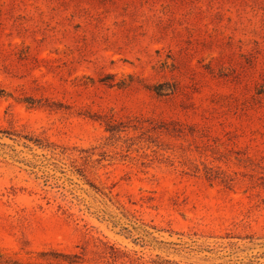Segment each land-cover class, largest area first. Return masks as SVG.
I'll list each match as a JSON object with an SVG mask.
<instances>
[{
    "label": "rangeland",
    "instance_id": "374dc122",
    "mask_svg": "<svg viewBox=\"0 0 264 264\" xmlns=\"http://www.w3.org/2000/svg\"><path fill=\"white\" fill-rule=\"evenodd\" d=\"M264 264V0H0V264Z\"/></svg>",
    "mask_w": 264,
    "mask_h": 264
},
{
    "label": "trees",
    "instance_id": "16d2710c",
    "mask_svg": "<svg viewBox=\"0 0 264 264\" xmlns=\"http://www.w3.org/2000/svg\"><path fill=\"white\" fill-rule=\"evenodd\" d=\"M60 264H74L73 261H71L70 263H60ZM167 264H171L169 261H167Z\"/></svg>",
    "mask_w": 264,
    "mask_h": 264
}]
</instances>
